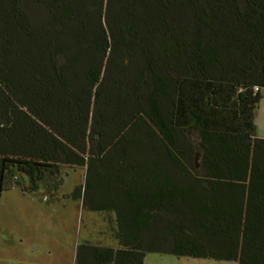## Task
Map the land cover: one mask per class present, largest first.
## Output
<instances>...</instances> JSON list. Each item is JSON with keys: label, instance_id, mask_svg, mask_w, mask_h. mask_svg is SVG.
<instances>
[{"label": "trees", "instance_id": "16d2710c", "mask_svg": "<svg viewBox=\"0 0 264 264\" xmlns=\"http://www.w3.org/2000/svg\"><path fill=\"white\" fill-rule=\"evenodd\" d=\"M262 89L264 0H0V197L85 170L74 264H264Z\"/></svg>", "mask_w": 264, "mask_h": 264}, {"label": "rangeland", "instance_id": "374dc122", "mask_svg": "<svg viewBox=\"0 0 264 264\" xmlns=\"http://www.w3.org/2000/svg\"><path fill=\"white\" fill-rule=\"evenodd\" d=\"M255 123L256 136L264 139V89ZM62 179L51 201L46 189L25 195L13 188L1 195L0 264H74L76 247L84 242L117 247L103 215L84 212L81 201L64 198L84 183L85 170H66ZM144 264L235 263L149 253Z\"/></svg>", "mask_w": 264, "mask_h": 264}, {"label": "crops", "instance_id": "0c3cea01", "mask_svg": "<svg viewBox=\"0 0 264 264\" xmlns=\"http://www.w3.org/2000/svg\"><path fill=\"white\" fill-rule=\"evenodd\" d=\"M47 202V201H46Z\"/></svg>", "mask_w": 264, "mask_h": 264}]
</instances>
